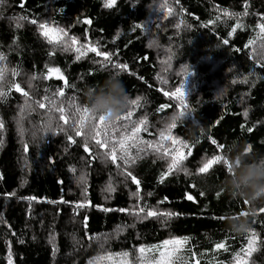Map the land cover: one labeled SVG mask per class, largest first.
Returning <instances> with one entry per match:
<instances>
[{
	"label": "trees",
	"instance_id": "trees-1",
	"mask_svg": "<svg viewBox=\"0 0 264 264\" xmlns=\"http://www.w3.org/2000/svg\"><path fill=\"white\" fill-rule=\"evenodd\" d=\"M106 2L4 0L0 4V53L6 57L0 61L6 69L0 87L9 92L10 84H19L31 96L28 104L34 109L29 110L25 97L15 88L7 97H0L4 125L0 129V264H8L9 252L13 264H89L106 253L119 252H128L134 264H141V245L160 246L173 237L188 238L181 255L189 264H195L192 252L201 264H235L234 254L246 246L248 234L229 231L226 219L219 217L249 213L252 206L232 200L224 191L217 198L227 175L223 164L213 165L206 174H198L196 169L213 155H223L224 148L212 145L209 137L224 146L234 140L242 142L252 146L251 154H264V68L260 67L264 64V34L257 28L264 23V0H116L112 8H106ZM245 10L247 15H234ZM33 19L37 24L30 23ZM85 20L91 23L85 24ZM40 23L63 29L67 38L75 36L78 46L90 43L111 53V63L127 64V70L111 65L102 69L97 63L102 58L91 52L76 60L74 51L48 43ZM225 39L228 45L223 44ZM49 68H59L68 81L63 97L53 93L64 87V81L54 75L44 78ZM13 69L19 75L13 76ZM114 72L121 74L130 101L140 97L121 116L131 111L129 121L133 122L147 117L148 130L140 133L145 141L158 142L159 132L165 128L163 118L181 111L176 107L178 101L164 92L181 86L186 91L189 114L176 121L171 135L188 145L182 148L188 157L183 166L193 175L174 170L160 183L170 159L162 160L150 149L140 153L141 158L130 168L141 181L139 206L179 214L166 223L164 218H145V213L132 216L116 211L137 205L136 185L124 174L123 165L118 170L110 161L92 160L83 151V138L75 136L76 117L70 102L87 107V89L102 85ZM33 75L36 79L30 80ZM44 96L66 109L69 124L64 125L56 113L57 127L65 128L76 144L64 132L53 135L44 131L48 102L46 109L34 103ZM161 104L169 107L157 111ZM21 105H25L22 114ZM20 115L23 118L18 123ZM129 121L117 125L123 130L127 123L131 131L134 125ZM37 128L36 135L43 140L33 138ZM89 147L93 153L103 151L91 140ZM164 147L171 151V141H165ZM132 154L136 155V149ZM82 174L83 181L79 179ZM109 184L115 191H106ZM201 191L204 196L199 195ZM185 192L196 202L188 201ZM33 196L35 200L26 199ZM78 202L85 206L77 208ZM260 207L264 205L257 202L256 215L249 216V228L258 234L257 250L247 257L251 264H264V213H259ZM91 236L107 237L103 248L97 240L90 241ZM218 242H224L228 250H215ZM158 254L146 255L154 258Z\"/></svg>",
	"mask_w": 264,
	"mask_h": 264
},
{
	"label": "snow or ice",
	"instance_id": "snow-or-ice-1",
	"mask_svg": "<svg viewBox=\"0 0 264 264\" xmlns=\"http://www.w3.org/2000/svg\"><path fill=\"white\" fill-rule=\"evenodd\" d=\"M4 0H0V4H3ZM116 4V0H107L105 3L106 8H112L113 5ZM21 7H23V4H21ZM245 9H247V3H245ZM170 14V10H169ZM225 15H229V13L225 12ZM234 15H247V11L245 10L244 13L240 14H234ZM264 19V17H261ZM30 23L32 24H37V21L35 19L31 20ZM85 24H90L91 21L85 20ZM239 26V25H238ZM17 27H19V24H17ZM137 28H142V25H136ZM179 27V25H177ZM257 28H259L260 33L264 34V23H258ZM39 30L41 31V35H43L47 40L49 44H60L62 45V49L64 51H74L76 53V60H80L84 56H86L89 52L94 53L96 57L102 58L101 60H98L97 63H99L100 68H106L109 65H111L112 68L119 69L120 71H126L128 68L127 64L123 63H114L112 64V54L107 52V51H99L98 46L93 45V44H85V45H80L77 46L78 40L75 36L70 37L68 39H65L67 37V32H65L63 29L60 28H55V27H50L46 23H40L39 24ZM231 35V33H229ZM253 43V41H249V44ZM224 45H228L229 41L225 39L223 41ZM247 46V45H246ZM235 51H239V49H236ZM51 55V53H49ZM6 59L5 55L3 53H0V61H4ZM47 67V66H46ZM186 67V66H185ZM261 68H264V64L260 65ZM5 67L3 65H0V81L4 80V74H5ZM186 74L190 75L191 73ZM13 76L19 75V73L13 69L12 71ZM55 76L58 80L64 81V87L58 88L56 92L53 93L54 96H60L63 97L65 95L64 89L68 87V81L65 79L63 74H61L59 68H49L48 69V75H46L44 78L48 79L51 76ZM36 79L35 75H33L30 80ZM246 82V81H245ZM29 87H32L31 83H29ZM12 88H15L17 92L22 93V95L25 97V105L28 106L30 111H33L34 109L31 108V105L28 104V102L31 100V96L29 95L28 92L24 91L19 84L12 83L9 85V92L11 91ZM9 92H5L2 87H0V97H7ZM164 95L169 97L170 100L175 99L178 101V104L176 105L177 108L181 109V111L176 112L179 114V116L183 119L186 118V116L189 114L187 112V105L185 103V92L184 88L177 87L175 91L173 92H164ZM140 100V97H137L134 100H131L132 105H137L138 101ZM45 101L48 102L47 105V112L51 108V110L55 111L56 113H59V119L60 121L63 122L64 125L69 124V118L67 117L66 109L63 106H57L56 101L54 99H50L48 96H44L42 100H37L34 101V103L40 108V109H46V104ZM25 105L20 106V113H24L25 111ZM70 108H73V116L76 117L74 120V127L73 130L75 132V136L77 137H82L83 138V151L85 153H88L89 156H91L92 160L96 159H101L104 161H110L112 165H114L118 170L121 169V166L123 165V172L127 177L131 178V181L133 184L136 185V192L133 193V195L136 196L137 200V205L134 206L132 209L128 208H119L116 209V211L119 212H129L130 215L132 216H139L141 213H145V218L148 217H154V218H164L162 222H167L168 219L178 216V213L175 212H170V211H165V212H158L155 211L151 208H147L144 206H139V201L141 199L140 197V184L141 181L137 179L135 175H133L132 171L130 168L134 166L137 161L141 158L140 153L146 152L147 150H153L159 155L160 159H165V157H168L170 159V162L168 163L167 166V171L161 173L160 176V183L164 182V179L169 176L170 174L173 173L174 170L176 171H183L185 175H193L189 171L188 168L183 166V162L188 158L184 152L182 151V148L188 147L186 143L183 141H179L177 138L173 137L171 135V130L176 127V121L172 122L171 124H168L165 126L164 129H162L159 132V141L158 142H153L151 140L145 141L141 138L140 133L142 131H147L148 130V120L147 117L141 118L139 121H129V118L133 115L131 111H128L126 115L124 116H119L115 121H109L106 120L104 115H99L96 116L92 114L88 107H83L81 108L79 105L75 103L70 102ZM168 104H161L159 109L157 111H161L163 109L168 108ZM248 115V111H244V116ZM23 116L20 115L18 118V123L19 120L22 119ZM125 120L129 121L132 123L134 126L131 127V131H128V124L125 123L121 130L120 127H118L117 122ZM182 120V119H181ZM219 123V121H217ZM4 127L3 122L0 121V129ZM244 126L241 125V128ZM44 131L49 132V128L45 127L43 125ZM88 129L87 132H85V129ZM249 132L252 131V128L248 129ZM50 132L55 135L57 132H64L67 140L70 143L76 144L77 141L74 140L72 135H69L67 130L63 127H56V128H51ZM116 133H119L118 137ZM211 140L212 145H215L218 149H223L224 145L223 144H218L217 140L212 139L209 137ZM89 140L94 142V144L97 146L98 149L103 150V151H98L96 153H93L92 150L89 147ZM165 141H171L172 144V149L169 151L168 148L164 147V142ZM79 146V145H78ZM132 149H136V155L132 154ZM25 152L28 151L27 145H25ZM252 150V146L249 145L248 148L246 149V152H250ZM191 155V149L189 148L188 151V156ZM223 164L227 172L231 168V164L229 161L223 156V155H213L210 159H208L206 162L202 163V166H199L196 169V173L198 174H206L209 172L210 169H212L213 165H219ZM69 171L75 172V168H70ZM84 175L82 174L81 177L79 178L81 181L84 180ZM62 183V182H61ZM194 187V185L192 186ZM106 191L112 192L115 191V188L109 184ZM223 190L221 189L220 191L216 192L217 198L220 197L221 192ZM5 195L7 196H12L15 195V193H6ZM148 195H152V193H148ZM185 198L188 201L196 202L195 197L191 194H188L185 192ZM200 196H204L205 193L201 191L199 193ZM28 200H35L36 197H26ZM51 203H57L56 201H51ZM61 203H69L67 201L61 200ZM245 204H248V201H244ZM85 206L84 203H77L76 207L77 208H83ZM100 207V206H96ZM104 212H110L113 211L111 208H102L101 209ZM259 213H264V207L259 208ZM249 213L247 212H240L238 216H248ZM253 216L256 215V213L252 214ZM220 220L226 219V217H219ZM88 220V217H84L85 221V227H87L86 221ZM247 243L246 246H242L239 250V252H236L234 254V261L235 264H248L247 257H251L252 253L257 250V241H258V234L254 229L248 228L247 231ZM89 240H97L99 243V246L103 248L104 242H106L107 237H96V236H91L89 237ZM22 242V241H21ZM188 238L184 237H173L171 239L165 240L162 242V245H152V246H144L141 245L138 249L139 252V259L141 261V264H189V261L185 259L182 255L181 252L187 244ZM215 250H224L227 251L228 247L224 242H218L214 245ZM55 251V249H53ZM159 252L158 257L151 258L147 256V253L150 252ZM189 251H191L189 249ZM107 258H111V253H106L105 254ZM123 257V259L120 261V264H128L127 261V256L128 253L124 252L122 254H118ZM192 259L195 262V264H201L199 259H196V253L192 252ZM94 259H101V257H97ZM8 264H13L12 262V257H11V252H9L8 256ZM89 264H93V261H90Z\"/></svg>",
	"mask_w": 264,
	"mask_h": 264
},
{
	"label": "clouds",
	"instance_id": "clouds-1",
	"mask_svg": "<svg viewBox=\"0 0 264 264\" xmlns=\"http://www.w3.org/2000/svg\"><path fill=\"white\" fill-rule=\"evenodd\" d=\"M86 103L89 111L96 115H104L106 120L115 121L130 105L131 101L119 72L108 75L102 85L90 86L86 93ZM44 126L55 128L58 126L56 112L49 109L44 114ZM178 113L173 112L164 117L162 123L167 126L174 121L181 120ZM33 132V138L43 140V136ZM248 145L238 141L227 143L223 149V156L231 164L230 170L219 187L235 201H248V216L226 217L227 229L237 234H243L250 227L249 216L254 213L257 202L264 205V154L253 155L246 152Z\"/></svg>",
	"mask_w": 264,
	"mask_h": 264
},
{
	"label": "rangeland",
	"instance_id": "rangeland-1",
	"mask_svg": "<svg viewBox=\"0 0 264 264\" xmlns=\"http://www.w3.org/2000/svg\"><path fill=\"white\" fill-rule=\"evenodd\" d=\"M65 39H68V38L65 37ZM184 92L186 93V91H184ZM122 253H124V252L114 253L111 255V258H107L105 255V256L101 257V259H96L95 261H93V264H120V261L123 259V257L121 255H118V254H122ZM158 255L154 256V258L158 257ZM127 261H128V264H134L133 258L130 256L129 253L127 256ZM248 264H251L249 260H248Z\"/></svg>",
	"mask_w": 264,
	"mask_h": 264
}]
</instances>
